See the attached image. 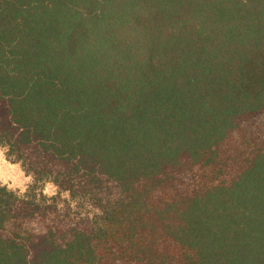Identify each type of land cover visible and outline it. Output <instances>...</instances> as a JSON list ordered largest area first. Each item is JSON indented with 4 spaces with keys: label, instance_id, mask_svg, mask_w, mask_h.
Masks as SVG:
<instances>
[{
    "label": "trees",
    "instance_id": "obj_1",
    "mask_svg": "<svg viewBox=\"0 0 264 264\" xmlns=\"http://www.w3.org/2000/svg\"><path fill=\"white\" fill-rule=\"evenodd\" d=\"M0 146V264H264V0H0Z\"/></svg>",
    "mask_w": 264,
    "mask_h": 264
},
{
    "label": "rangeland",
    "instance_id": "obj_2",
    "mask_svg": "<svg viewBox=\"0 0 264 264\" xmlns=\"http://www.w3.org/2000/svg\"><path fill=\"white\" fill-rule=\"evenodd\" d=\"M33 183L32 176L26 172L20 163L8 158L6 149L0 146V184L9 191L23 194ZM39 191L51 197L57 189L50 182L43 183Z\"/></svg>",
    "mask_w": 264,
    "mask_h": 264
}]
</instances>
